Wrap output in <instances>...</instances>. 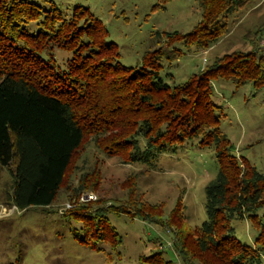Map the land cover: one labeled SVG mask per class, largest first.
Segmentation results:
<instances>
[{
	"label": "trees",
	"instance_id": "16d2710c",
	"mask_svg": "<svg viewBox=\"0 0 264 264\" xmlns=\"http://www.w3.org/2000/svg\"><path fill=\"white\" fill-rule=\"evenodd\" d=\"M172 1L159 0L155 9ZM250 1L197 0L202 20L192 32L163 34L164 44L159 41L140 66L126 67L117 45L107 41V29L88 9L76 7L65 18L55 6L0 0V166L13 179V206L21 211L50 208L76 153L88 144L132 165L150 164L158 154L199 140L216 151L218 175L206 188V221L198 230L181 226L175 247L184 264H261L264 175L236 155L221 131L212 97L218 79L264 88V57L257 53L264 24L251 39L252 51L219 57L182 85H170L161 76L163 61L173 62L184 53L176 43L211 49L228 35L231 17ZM32 25L38 27L36 33L30 32ZM55 49L70 54L64 69L56 63ZM132 179L129 213L163 227L180 223L177 209L164 220L162 204L143 200ZM100 181L99 172L82 175L75 199L85 190H97ZM88 206L77 204L66 215L82 231L79 243L97 252L103 251L100 245L118 251L123 240L107 217L112 208L85 212ZM124 212L119 208L114 213ZM235 220L251 224L257 232L254 245L236 237Z\"/></svg>",
	"mask_w": 264,
	"mask_h": 264
},
{
	"label": "rangeland",
	"instance_id": "374dc122",
	"mask_svg": "<svg viewBox=\"0 0 264 264\" xmlns=\"http://www.w3.org/2000/svg\"><path fill=\"white\" fill-rule=\"evenodd\" d=\"M29 1L45 9L55 6L65 18L72 17L76 7L88 9L107 29V41L117 45L126 67L140 66L145 54L159 47V41L164 44L163 34H188L202 20L197 0H173L162 9H155L159 0ZM260 24H264V0H251L231 17L228 35L211 49H189L182 42L176 43L174 47L184 53L173 62L163 61L162 78L170 85H182L219 57L252 51L250 42ZM29 30L36 33L38 27L32 25ZM263 40L264 36L257 53L264 57ZM52 54L64 69L70 54L60 49ZM213 86L212 100L219 107L221 131L236 147V155L264 175V88L256 89L251 82L237 87L233 80L223 79L216 80ZM73 160L56 202L47 209L21 211L13 206V179L0 166V264H184L175 239L184 224L188 230H198L207 219L206 188L218 175L219 167L213 148L201 146L199 140L188 141L174 152L158 154L150 164L131 165L88 144ZM94 171L101 175L97 190L81 191L76 200L82 175ZM133 177L143 200L162 204L164 220L177 209L174 212L180 223L163 227L129 213ZM85 194L94 195L96 200L81 202ZM100 199L105 203L100 205ZM68 204H90L85 212L112 208L107 217L123 240L118 251L100 245L103 251L97 252L80 244L78 235L82 231L73 219L67 218L71 211L66 208ZM119 208L125 212L114 213ZM232 227L241 242L254 245L257 232L248 221L235 220Z\"/></svg>",
	"mask_w": 264,
	"mask_h": 264
},
{
	"label": "built area",
	"instance_id": "2783aa9c",
	"mask_svg": "<svg viewBox=\"0 0 264 264\" xmlns=\"http://www.w3.org/2000/svg\"><path fill=\"white\" fill-rule=\"evenodd\" d=\"M94 200H96V197L92 194H85V195H82L80 198L81 202H90V201H94ZM66 208L70 209V208H72V206L70 204H68L66 206Z\"/></svg>",
	"mask_w": 264,
	"mask_h": 264
}]
</instances>
